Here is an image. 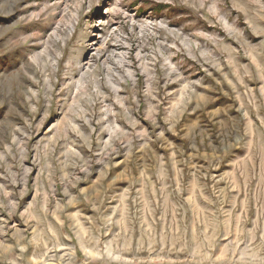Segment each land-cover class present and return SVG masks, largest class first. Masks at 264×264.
Here are the masks:
<instances>
[{"label": "rangeland", "instance_id": "rangeland-1", "mask_svg": "<svg viewBox=\"0 0 264 264\" xmlns=\"http://www.w3.org/2000/svg\"><path fill=\"white\" fill-rule=\"evenodd\" d=\"M0 264H264V0H0Z\"/></svg>", "mask_w": 264, "mask_h": 264}]
</instances>
